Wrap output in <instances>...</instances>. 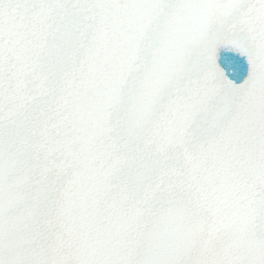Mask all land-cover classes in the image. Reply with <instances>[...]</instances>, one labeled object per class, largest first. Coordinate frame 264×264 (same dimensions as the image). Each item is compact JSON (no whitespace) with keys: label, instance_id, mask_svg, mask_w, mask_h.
<instances>
[{"label":"snow or ice","instance_id":"6c2138e0","mask_svg":"<svg viewBox=\"0 0 264 264\" xmlns=\"http://www.w3.org/2000/svg\"><path fill=\"white\" fill-rule=\"evenodd\" d=\"M0 264H264V0H0Z\"/></svg>","mask_w":264,"mask_h":264}]
</instances>
